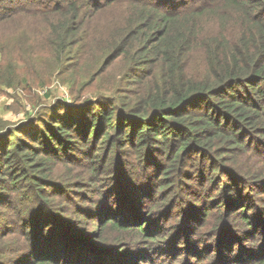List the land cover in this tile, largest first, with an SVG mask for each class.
I'll return each instance as SVG.
<instances>
[{
    "label": "trees",
    "instance_id": "obj_1",
    "mask_svg": "<svg viewBox=\"0 0 264 264\" xmlns=\"http://www.w3.org/2000/svg\"><path fill=\"white\" fill-rule=\"evenodd\" d=\"M53 80L0 117V264H264V0H0V94Z\"/></svg>",
    "mask_w": 264,
    "mask_h": 264
},
{
    "label": "rangeland",
    "instance_id": "obj_2",
    "mask_svg": "<svg viewBox=\"0 0 264 264\" xmlns=\"http://www.w3.org/2000/svg\"><path fill=\"white\" fill-rule=\"evenodd\" d=\"M122 19L121 13H113V11L108 15L99 20L102 26L107 23H111L113 27V22H119ZM23 23V22H22ZM100 39V36H96ZM34 94L31 98L26 97L23 90L19 91L16 97L12 98L10 92L7 94H0V117L4 121L17 122L26 117V114H30L34 111L35 104H39L40 100L42 103L54 102L57 100H63L65 103L70 104L72 97L70 95V89L67 85L60 84L59 81L53 80V82L48 87L36 88ZM49 93L48 95H46ZM89 97L94 98L97 96V90H89ZM35 103V104H34Z\"/></svg>",
    "mask_w": 264,
    "mask_h": 264
}]
</instances>
